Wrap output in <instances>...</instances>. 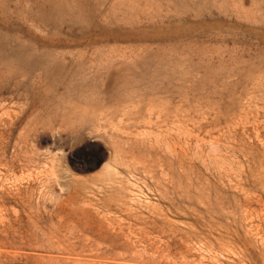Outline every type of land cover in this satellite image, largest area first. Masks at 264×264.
<instances>
[{
	"label": "rangeland",
	"instance_id": "374dc122",
	"mask_svg": "<svg viewBox=\"0 0 264 264\" xmlns=\"http://www.w3.org/2000/svg\"><path fill=\"white\" fill-rule=\"evenodd\" d=\"M0 264H264V0H0Z\"/></svg>",
	"mask_w": 264,
	"mask_h": 264
}]
</instances>
